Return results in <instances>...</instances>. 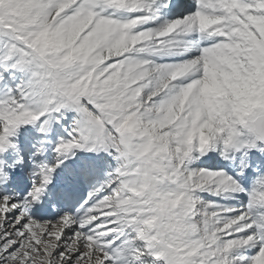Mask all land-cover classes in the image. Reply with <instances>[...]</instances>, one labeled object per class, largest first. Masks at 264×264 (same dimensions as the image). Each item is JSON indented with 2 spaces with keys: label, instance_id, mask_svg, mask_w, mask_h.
<instances>
[{
  "label": "snow or ice",
  "instance_id": "1",
  "mask_svg": "<svg viewBox=\"0 0 264 264\" xmlns=\"http://www.w3.org/2000/svg\"><path fill=\"white\" fill-rule=\"evenodd\" d=\"M0 264H264V0H0Z\"/></svg>",
  "mask_w": 264,
  "mask_h": 264
}]
</instances>
